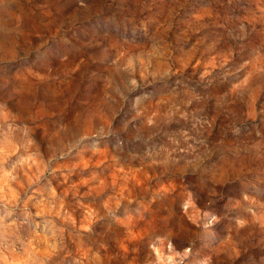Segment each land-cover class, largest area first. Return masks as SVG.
I'll return each instance as SVG.
<instances>
[{
	"label": "rangeland",
	"instance_id": "1",
	"mask_svg": "<svg viewBox=\"0 0 264 264\" xmlns=\"http://www.w3.org/2000/svg\"><path fill=\"white\" fill-rule=\"evenodd\" d=\"M0 264H264V0H0Z\"/></svg>",
	"mask_w": 264,
	"mask_h": 264
}]
</instances>
